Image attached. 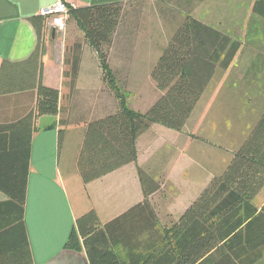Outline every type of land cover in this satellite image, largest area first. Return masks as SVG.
<instances>
[{
  "label": "crops",
  "instance_id": "crops-1",
  "mask_svg": "<svg viewBox=\"0 0 264 264\" xmlns=\"http://www.w3.org/2000/svg\"><path fill=\"white\" fill-rule=\"evenodd\" d=\"M65 1L75 7L128 2L129 10L116 33L109 63L117 81L133 83L139 94L144 91L143 82H154L152 68L184 15L191 14L209 25L217 23L211 16L203 15L204 0L198 3L197 0H160L161 3L159 0ZM145 1L150 2L148 7L146 3L141 4ZM253 1H248L246 14L253 13ZM56 2L0 0V70L4 60L19 63L30 58L37 47L38 36L28 18L43 14V10ZM139 4L144 6L143 22L136 18ZM174 4L182 7V14H178ZM158 16L160 22L156 20ZM72 19L67 31L60 34L49 26L51 17L48 18L36 62L37 78L41 75L46 86L59 90L57 114L23 120L35 106L36 87L0 94L1 160L5 161L1 170L16 183L28 170L23 212L18 203L0 190V264H27V240L33 264H91L85 250L65 247L76 219L91 209L97 211L103 224L122 216L112 228L121 262L144 264L150 255L156 253L157 224L163 227L178 221L214 176L211 173L204 175L203 168L192 165L195 154L201 160L204 154L207 156L203 144L197 143L198 137L189 131L203 95L182 130H166L158 123L151 125L137 139L136 161L88 183L83 181L78 157L87 123L117 111L119 102L105 79L97 51ZM220 26H225L222 20ZM140 34L143 37L139 40ZM137 35L139 41L135 42ZM77 42L82 44L79 51L81 62L73 82L65 75V70L69 68L66 60L72 59ZM27 66L18 70L20 74L7 69L2 78L6 76L7 82L13 80L15 86L21 79L31 82L35 79L31 74L34 69ZM61 129L64 133L60 142ZM28 134L30 158L26 164ZM160 134L162 139L158 137ZM139 166L146 168L161 183L160 189L148 197L138 174ZM166 186L171 188V193L184 195L177 196L175 203L161 202L159 194L164 187L166 190ZM22 219L23 225L20 224ZM246 261L248 264H264V247L251 251Z\"/></svg>",
  "mask_w": 264,
  "mask_h": 264
},
{
  "label": "trees",
  "instance_id": "trees-1",
  "mask_svg": "<svg viewBox=\"0 0 264 264\" xmlns=\"http://www.w3.org/2000/svg\"><path fill=\"white\" fill-rule=\"evenodd\" d=\"M63 2L69 16L76 20L86 40L97 51L105 79L119 102L117 111L87 123L78 157V169L85 183L136 161L137 139L151 125L160 123L182 130L217 69H229L241 48V42L229 34L191 14L184 15L151 71L160 95L146 111H138L129 105L126 93L120 90L109 63L111 47L128 2L114 1L80 7L65 0ZM252 10L264 17V0H254ZM50 16L39 14L28 18L38 36L37 47L30 58L19 63L4 60L1 65L0 94L37 89L35 106L23 120L57 114L59 111V90L46 86L41 75L37 78L36 62ZM81 47L82 44L77 42L72 59L66 60L69 68L65 70V75L73 82L80 70ZM27 65L34 69L31 74L35 79L31 82L21 79L15 86L13 80L7 82L6 76L2 78L7 69L19 72ZM63 133L61 129L60 142ZM2 150L0 146V190L11 201L18 203L23 212L28 170L17 183L13 177L5 176L1 170L5 163L1 160ZM29 158L30 134L27 136L26 164ZM138 174L146 197L160 189L161 183L146 168L139 166ZM263 187L264 111L233 152L225 169L212 177L178 221L170 226L157 224L156 253L150 255L144 264H248V254L264 247V204L258 207L253 202ZM145 204H149L147 199ZM121 218L103 224L95 209L87 211L76 219L65 247L85 250L91 264H122L112 231ZM20 224H24L23 219ZM26 247V262L33 264L28 240Z\"/></svg>",
  "mask_w": 264,
  "mask_h": 264
},
{
  "label": "rangeland",
  "instance_id": "rangeland-1",
  "mask_svg": "<svg viewBox=\"0 0 264 264\" xmlns=\"http://www.w3.org/2000/svg\"><path fill=\"white\" fill-rule=\"evenodd\" d=\"M248 1L204 0V4H201L203 15L207 18L211 16L210 18L217 21V23L212 22L214 24L211 23V25L241 42V48L232 66L227 70L217 69L194 112V124L189 127L193 136L198 137L197 143L203 144L207 153V156L202 154L203 160L198 159L195 154L192 164L195 168H203L204 175L207 173L217 175L225 169L235 149L247 137L264 111V17L255 12L246 14ZM159 2L161 3L160 0ZM145 3L147 7L150 5L149 1L141 4ZM141 4H139L140 11L136 18L143 22L144 6L142 7ZM193 4L194 2L191 6ZM174 6L178 14L183 11L181 6L175 4ZM127 10L129 7H126ZM55 16H57L56 13L51 16L52 19ZM159 17L156 20L160 22ZM65 20L66 32L73 19L71 20V17L67 15ZM220 20L225 26H220ZM226 24L232 27L228 28ZM141 37L143 35L140 34L139 40ZM139 40L137 35L134 41ZM142 84H144V91L141 90L142 93L139 94L133 83L118 81L120 90L126 93L129 105L133 109L146 111L160 94L155 82L145 81ZM158 124L166 130H175ZM158 137L162 139V134ZM164 188L159 194L161 202L175 203L177 196L184 195L182 193L177 195L173 191L171 193V188L167 186L166 190ZM253 202L256 205L264 203V187Z\"/></svg>",
  "mask_w": 264,
  "mask_h": 264
},
{
  "label": "built area",
  "instance_id": "built-area-1",
  "mask_svg": "<svg viewBox=\"0 0 264 264\" xmlns=\"http://www.w3.org/2000/svg\"><path fill=\"white\" fill-rule=\"evenodd\" d=\"M55 13L57 16H55L52 19L51 16ZM43 14L44 15H51L50 16L51 20H50L49 26L53 30H55L56 32H58L60 34H63L65 32L66 27H67L65 18L67 17V15H69V13H68V8L66 7L63 0H57L56 4L54 6L43 10Z\"/></svg>",
  "mask_w": 264,
  "mask_h": 264
}]
</instances>
